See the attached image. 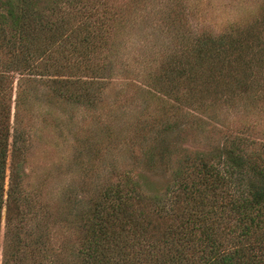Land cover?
<instances>
[{
    "label": "trees",
    "instance_id": "obj_1",
    "mask_svg": "<svg viewBox=\"0 0 264 264\" xmlns=\"http://www.w3.org/2000/svg\"><path fill=\"white\" fill-rule=\"evenodd\" d=\"M38 4L0 0V264H264V148L245 136L188 155L153 194L121 176L49 204L26 183L31 85L91 103L89 88L71 86L98 76L115 27L98 0Z\"/></svg>",
    "mask_w": 264,
    "mask_h": 264
},
{
    "label": "rangeland",
    "instance_id": "obj_2",
    "mask_svg": "<svg viewBox=\"0 0 264 264\" xmlns=\"http://www.w3.org/2000/svg\"><path fill=\"white\" fill-rule=\"evenodd\" d=\"M98 2L115 27L98 76L71 86L91 103L31 85L26 183L45 203L66 189L87 199L121 176L153 194L188 155L218 154L237 135L264 148V0Z\"/></svg>",
    "mask_w": 264,
    "mask_h": 264
}]
</instances>
